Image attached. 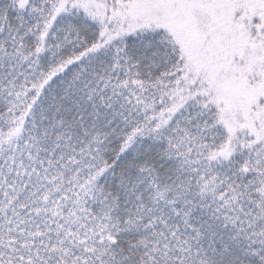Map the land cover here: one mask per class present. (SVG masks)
<instances>
[{
    "label": "snow or ice",
    "instance_id": "obj_1",
    "mask_svg": "<svg viewBox=\"0 0 264 264\" xmlns=\"http://www.w3.org/2000/svg\"><path fill=\"white\" fill-rule=\"evenodd\" d=\"M0 264H264V0H0Z\"/></svg>",
    "mask_w": 264,
    "mask_h": 264
}]
</instances>
